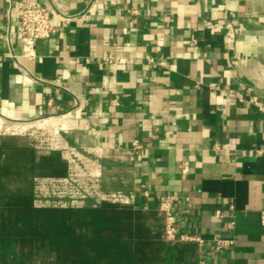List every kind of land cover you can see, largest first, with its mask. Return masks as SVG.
Wrapping results in <instances>:
<instances>
[{
  "label": "crops",
  "instance_id": "0c3cea01",
  "mask_svg": "<svg viewBox=\"0 0 264 264\" xmlns=\"http://www.w3.org/2000/svg\"><path fill=\"white\" fill-rule=\"evenodd\" d=\"M18 1L0 0V117L58 120L61 158L75 150L92 180L82 206L133 196L162 234L171 195L197 264H264V0H50L54 32L30 56Z\"/></svg>",
  "mask_w": 264,
  "mask_h": 264
},
{
  "label": "trees",
  "instance_id": "16d2710c",
  "mask_svg": "<svg viewBox=\"0 0 264 264\" xmlns=\"http://www.w3.org/2000/svg\"><path fill=\"white\" fill-rule=\"evenodd\" d=\"M67 171L58 151L38 156L30 146L0 143V264H34L37 242L50 256L39 264H196L183 245L164 242L148 216L132 206H35L36 178ZM8 182L16 183L12 195L2 193Z\"/></svg>",
  "mask_w": 264,
  "mask_h": 264
},
{
  "label": "built area",
  "instance_id": "2783aa9c",
  "mask_svg": "<svg viewBox=\"0 0 264 264\" xmlns=\"http://www.w3.org/2000/svg\"><path fill=\"white\" fill-rule=\"evenodd\" d=\"M11 8L12 5L10 4L9 12H11ZM15 8L18 19L15 33L16 41L23 55H33L36 42L40 39H46L50 37L51 33L54 32L55 28L52 22L51 14L53 12H56V9L50 0H45L43 2H36L33 0L18 1ZM8 31L9 32L7 34L6 40L8 42V45H10V56L16 60V56L13 55L11 48L13 37L10 30ZM260 108L262 111H264L263 106H261ZM69 153L68 163L71 166H76L79 165V163H82L78 162L80 158L77 153L71 150L69 151ZM71 166H69V170ZM181 171H187V167L185 164L181 166ZM79 176L74 171H69L64 177L36 178L34 187V204L36 201H39L40 196L46 197L48 195V193H42V190L47 192V189H49L50 187L52 191H54L52 193L57 195L59 198V201L55 203V205L53 204L51 206L67 207L64 202H61L62 199L66 198L69 201L68 204L71 205V207H81L79 203H82L83 200L91 194V187L93 186V184L91 179L87 178V180L82 181ZM38 190L39 193H37ZM55 190H58V194L55 193ZM102 201L127 205L133 201V196H126L122 193L114 192L107 195H101L100 202ZM173 202L174 197L169 195L159 204V207L157 209L163 224L161 234L162 239L165 242L171 243L177 241H195L200 244L201 239L199 237L186 234H178L176 229V218L173 211ZM35 206L40 207L41 205L38 206L35 204ZM45 206L46 205H42L41 207ZM261 223L262 225H264V212H262L261 215ZM214 241L215 248L219 251L223 248L231 246L234 243V240L232 238L223 237H215Z\"/></svg>",
  "mask_w": 264,
  "mask_h": 264
},
{
  "label": "rangeland",
  "instance_id": "374dc122",
  "mask_svg": "<svg viewBox=\"0 0 264 264\" xmlns=\"http://www.w3.org/2000/svg\"><path fill=\"white\" fill-rule=\"evenodd\" d=\"M32 123H34V122H32ZM23 124H28V123L21 122V121H8V120L0 117V143L5 142L8 144L27 145V146L34 148L36 153H41V154L46 153V152L51 153L52 151H58L60 154L62 153V151L60 149L56 148L60 145V141L65 139V134L62 133L63 131L61 129H56L57 132L55 133V132H53V130H54L53 128L49 129V127H51V126H49L48 128H38V127H34V126H30V127L25 128V129H17L16 128L17 126L23 125ZM73 151L76 153L75 150H73ZM64 161L67 164V168H68L67 173L69 171H72L71 167L69 170V166H71V165L68 163V160L64 159ZM78 167H79V169H81L82 173L87 172L88 166L86 165L85 162L79 163ZM14 183L8 182V186H6L7 189H3L2 193L6 194V191H7V193H9L10 195L14 194L16 191L15 190L16 186L14 185ZM47 190H48L47 192L42 190V193H44V194L48 193V195L46 197L40 196L39 201L35 202L36 205H38V206L39 205L51 206L53 204L55 205V203H57L59 201L58 196L52 193L54 191H52V189L50 187ZM37 193H39V190ZM55 193L58 194V190H55ZM6 197H9V196H6ZM7 200H8V198H7ZM61 202H64L67 207H71V205L68 204L69 201L66 198L62 199ZM82 203H79V205L82 206ZM115 204H120V203H115ZM83 205H86V202ZM120 205H126V204H120ZM73 207H75V206H73ZM183 242H186V241H180V242H177L175 244L179 245V246L183 245L185 247V249L187 250L188 258L192 259L197 264V258H196V254L194 252V249H192V250H191V248L188 249L186 247V245H184L186 243H183ZM166 243H171V242H166ZM172 243L174 244V242H172ZM0 248H2L1 244H0ZM16 249H17V251H19V249H20L19 245L16 247ZM33 249H34L33 254H32V256H30V259L33 261L34 264H39V262L50 258V256H48L46 254L47 252L45 251V248L40 247V243H38V242L34 243ZM1 250L2 249H0V253H1ZM28 257H25V258L28 259Z\"/></svg>",
  "mask_w": 264,
  "mask_h": 264
},
{
  "label": "bare ground",
  "instance_id": "6f19581e",
  "mask_svg": "<svg viewBox=\"0 0 264 264\" xmlns=\"http://www.w3.org/2000/svg\"><path fill=\"white\" fill-rule=\"evenodd\" d=\"M57 121L58 120H56V119H43V120L36 121L34 123L19 125L16 128L17 129H25V128L30 127V126H34V127H38V128H48L49 126L56 125ZM59 125L69 132H72V130H73V128H71V126L66 122L65 119L60 120Z\"/></svg>",
  "mask_w": 264,
  "mask_h": 264
}]
</instances>
